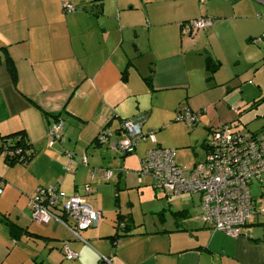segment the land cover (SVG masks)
<instances>
[{
    "label": "crops",
    "instance_id": "1",
    "mask_svg": "<svg viewBox=\"0 0 264 264\" xmlns=\"http://www.w3.org/2000/svg\"><path fill=\"white\" fill-rule=\"evenodd\" d=\"M64 3L74 11L66 12ZM263 15L264 0H0V147L3 138L23 132L36 153L28 164L12 166L0 155V264H99L104 258L110 264H264V201L253 197V216L237 238L206 225L201 198L189 194L160 196V225L143 228L122 196L136 188L152 213L158 197L153 183L140 178L137 167L127 173L129 160L141 162L146 154L135 147L124 156L109 142L96 145L104 129L123 139L125 119L144 117V131L153 98L187 103L189 111L200 113L194 126L203 111L235 109L233 120L208 118L207 132L231 122L243 130L239 122L253 111L264 117V77L253 84L257 97L246 103V86L235 83L241 68L230 73L241 64L264 67V46L252 44L264 33ZM200 17L210 18L212 26L184 35L182 25ZM208 56L221 63L211 83ZM150 73L152 87L145 80ZM58 119L64 121L62 140L49 146L48 131ZM263 129L264 122L253 133ZM205 142L204 159L193 165L205 160ZM96 169L111 171V178L91 177ZM48 186L84 196L102 213L99 226L81 231L77 239L69 218L36 223L29 200ZM118 214L133 220L128 235L116 236ZM64 245L78 253L77 260L65 259Z\"/></svg>",
    "mask_w": 264,
    "mask_h": 264
},
{
    "label": "built area",
    "instance_id": "2",
    "mask_svg": "<svg viewBox=\"0 0 264 264\" xmlns=\"http://www.w3.org/2000/svg\"><path fill=\"white\" fill-rule=\"evenodd\" d=\"M66 12L74 11L71 4L64 3ZM212 26V20L200 17L182 25L184 35L192 36ZM255 44H264V34L253 39ZM178 120L192 126L198 114L186 111ZM144 117L137 116L122 122L125 137L115 139V134L103 130L98 140L100 144L110 143L112 148L126 155L134 151L140 139L151 138L152 133L144 134L142 127ZM64 121H58L48 131V145L53 146L62 140ZM7 152L0 155L4 157ZM4 159V158H3ZM83 162L86 164V157ZM98 175L102 180H109L112 172L96 169L91 177ZM140 178H151L153 187L164 197L181 194L200 196L201 216L205 224L213 231L221 232L233 238L241 235L242 228L251 220L254 213L253 196L250 186L264 182V131L252 135L246 131L222 127L213 133L203 162L193 166H179L175 161V151L155 146L147 150L141 160ZM3 181L0 180V196L3 193ZM91 193L89 185L85 186V195ZM33 220L40 225H48L60 217L69 218L67 224L75 238L80 239V232L97 228L102 221V213L90 206L84 196L68 195L57 186L40 187L29 200ZM264 213V206L260 210ZM65 259L72 262L79 255L68 245L63 247ZM99 264H110L104 258Z\"/></svg>",
    "mask_w": 264,
    "mask_h": 264
},
{
    "label": "rangeland",
    "instance_id": "3",
    "mask_svg": "<svg viewBox=\"0 0 264 264\" xmlns=\"http://www.w3.org/2000/svg\"><path fill=\"white\" fill-rule=\"evenodd\" d=\"M262 18L264 19V15L262 16ZM263 34L264 33H262L258 37H261ZM252 44L256 45L254 42H252ZM245 47L246 46L244 45V48ZM217 49L220 48L217 46ZM230 56L231 58H233L232 54ZM225 62L229 64L228 65L225 63L227 65L225 68L231 66L230 63L227 61V58ZM262 66L263 65L253 64L249 67L248 65L241 64V66L238 65L233 66L235 68H230V73L232 72V74H234L233 70L238 67L241 68L240 73H237L240 74V77H237L235 83H239V85H241L242 87L246 86L245 91L247 92V94L244 97L246 103L250 102L253 98L257 97V94L255 93L253 88V84H256L259 79H262L264 77V67L262 68ZM209 82L211 83L212 81L210 80ZM242 82L245 85H242ZM222 105H224V103H222ZM153 106H155V109H152V116L150 115V118L147 121L143 132L144 134H148L149 132L152 133L154 135L155 142L152 143L150 137H148L147 139H140V141L136 145L137 152L144 153L145 155L148 149L153 148L155 146H160L168 150H174L175 161L181 167L192 166L195 162L202 161L204 159V152L201 146L203 138H205L208 143L212 137V131L207 132L206 125L204 124V122L208 120V118H211L212 121L219 123L218 119H220L221 122H227V120H233L237 117L235 109L228 108L226 105H224L226 108H224L223 111L218 110L217 113L213 108L206 112L203 111V113L201 114V117H203V119L200 120L199 124L195 126H190L187 123L178 120L180 116H183L182 114L184 112L189 110L192 111V109L189 108L187 103L184 102L182 104H179V99L176 98L164 100H157V98H153L152 107ZM244 116L245 117L243 118L242 122L239 123L242 125L243 129L247 131H257L261 127L262 122H264V117L260 115H255L254 111L251 113H246ZM253 116H255V118H253ZM170 118H172L171 121H169V123H166ZM245 122H247V124H244ZM215 128L216 127H214V129ZM110 159L112 161V157ZM116 159L118 161L122 160L119 154L116 156ZM140 164V159L138 160L137 157L129 160V162L127 163V173H131V168L134 167L140 169ZM148 179L150 180V182L154 183L151 178ZM136 191V188L134 190L128 189L123 191L125 194L128 193L127 195L122 196L123 206L125 207L124 203L130 202V210L133 213V217L137 225H141V227H146L147 229H153L155 227H158L160 225L158 213L161 212L160 208L164 204L163 202H160L158 198L160 196H164L157 190H153L156 192L158 197L157 200H155L156 202L152 204V213H147V211L145 210L148 209L149 206L148 204L139 201ZM250 193L253 197L258 198L259 201H264V187H259L258 183L255 182L252 186H250ZM111 200H113V195ZM196 204L199 205L197 197ZM164 214L167 218H170L169 212L165 211Z\"/></svg>",
    "mask_w": 264,
    "mask_h": 264
},
{
    "label": "trees",
    "instance_id": "4",
    "mask_svg": "<svg viewBox=\"0 0 264 264\" xmlns=\"http://www.w3.org/2000/svg\"><path fill=\"white\" fill-rule=\"evenodd\" d=\"M99 11H100V9H99ZM220 67H221V63L219 61H215L210 56H208L206 58L205 68H206V71L208 73V80L209 81L213 79L214 74L220 69ZM8 72H9L12 80L15 82L16 71H15V68H14V65L12 62H8ZM152 73H153V71H152ZM152 73H150V75H148L145 78L146 82L148 83V85L150 87H152ZM260 102L261 101H257L255 103H253L250 108H255ZM197 114H200V113L198 112ZM232 124H234V123H232V122L226 123V124H224L218 128H215L214 130L211 129L210 130V131H212L211 134L213 135L214 132H216L218 129H220L224 126L225 127L226 126L231 127L233 130H237V129H234L232 127ZM192 126H194V125H192ZM121 131H122V125H121ZM239 131H246V132L251 133L252 135H256V134H260L261 132H263L264 129L262 131H258L256 133H253L251 131H247L245 129H243V130L241 129ZM211 139H212V137H211ZM211 139L209 140L208 143H207V140L205 143H203V146L205 147V150H206V154L209 152V146H210ZM96 145L100 146V142L98 139L96 140ZM2 152H7L3 157L4 162L6 163V166H12L16 163L28 164L34 158V156L36 154L35 151H33V149H32V145L26 140L23 132L16 133V134H13V135H10L8 137L3 138L2 139V146L0 147V153H2ZM182 212H178L177 214H182ZM10 228H11L12 234H14L16 231V226L10 224ZM134 228H135V225H134L133 220H132L130 215H122V214L117 215V218H116L117 234H116V236L119 235L118 234L119 232L124 233V235H126V234L128 235V232L133 231Z\"/></svg>",
    "mask_w": 264,
    "mask_h": 264
}]
</instances>
